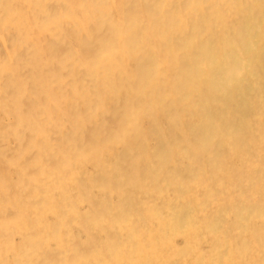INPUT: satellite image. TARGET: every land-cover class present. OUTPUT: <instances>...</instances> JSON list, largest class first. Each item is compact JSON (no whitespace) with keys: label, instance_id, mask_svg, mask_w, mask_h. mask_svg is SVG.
<instances>
[{"label":"bare ground","instance_id":"bare-ground-1","mask_svg":"<svg viewBox=\"0 0 264 264\" xmlns=\"http://www.w3.org/2000/svg\"><path fill=\"white\" fill-rule=\"evenodd\" d=\"M0 141V264H264V0H0Z\"/></svg>","mask_w":264,"mask_h":264},{"label":"rangeland","instance_id":"rangeland-1","mask_svg":"<svg viewBox=\"0 0 264 264\" xmlns=\"http://www.w3.org/2000/svg\"><path fill=\"white\" fill-rule=\"evenodd\" d=\"M4 145H5V146H8V144H7L5 141H0V148H4ZM1 146H2V147H1ZM14 176H15V173H13V174H12V177H11V176H10V177L13 178Z\"/></svg>","mask_w":264,"mask_h":264}]
</instances>
